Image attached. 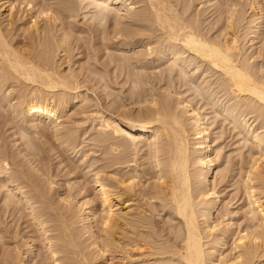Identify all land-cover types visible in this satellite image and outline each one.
<instances>
[{"label": "bare ground", "instance_id": "bare-ground-1", "mask_svg": "<svg viewBox=\"0 0 264 264\" xmlns=\"http://www.w3.org/2000/svg\"><path fill=\"white\" fill-rule=\"evenodd\" d=\"M16 1L3 0L1 4L10 17ZM18 5L19 13L28 17L29 25L23 28L32 48L29 50L27 42L22 49L23 45L13 47L0 28V106L6 107L0 115L9 112L12 120L23 119L26 128H35L34 136L51 139L77 154L73 144L80 136L79 129L74 131L60 120L62 112L73 109L83 123L95 128L90 140L93 146L104 147L101 152L105 155V163L95 166V161H86L90 153H80L91 187L81 191L83 186H75L74 199L51 178L44 153H39L38 144L30 143L32 137L21 136V146L0 143V213L12 216L18 210H28L32 222L43 229L45 263L91 264L103 258L101 264H119L120 258L116 257L117 262L112 254L120 247L123 253L126 248V264H264V202L257 191L264 184V0L53 1L58 8L51 6V0H26L24 6ZM82 10L90 14L82 13L91 22L83 25L87 33L103 34L106 54L117 46L126 53L105 60H116V67L125 70L129 86L123 100L106 101L114 77L105 67L103 71L94 67L77 73L69 66L66 71L62 67L70 58L60 63L55 60L60 51L66 55L70 50L68 40L73 33L69 34L64 19L60 24L67 31H62L57 21L61 14H65L61 19H69ZM109 20L112 28L107 32ZM141 63L143 68L154 63L165 66L151 76L139 70ZM211 75L215 81L209 80ZM12 84L19 89L13 92ZM181 86L206 98L213 110L218 109L215 113L258 149L259 155L252 157L243 173L247 206L243 214L247 229L243 231L234 230L231 211L214 215L220 195L213 176H223L226 167L217 168L215 138L199 108L178 90ZM219 90L228 95L223 96L224 103L213 98ZM259 119L262 123L252 127ZM189 139L196 145L192 160ZM143 148L145 162L138 163ZM114 167L115 173H111L109 168ZM123 168L126 171L119 173ZM54 188L58 190L55 198ZM75 192L80 195L78 200ZM122 194L127 202H134L135 210L117 208ZM114 199L119 202L115 204ZM1 215L0 264H28L36 249L24 239L26 234L16 240L21 230L5 226ZM152 215H167L177 222L160 234L150 221ZM42 217L50 220L47 230ZM67 218L70 223L80 222L84 232L74 230L78 222L68 228ZM125 219L126 245L121 248L114 234ZM94 222L99 223L96 229L102 236L97 235ZM5 239L13 240V249L5 247ZM19 242L26 246L24 251L15 247Z\"/></svg>", "mask_w": 264, "mask_h": 264}, {"label": "rangeland", "instance_id": "rangeland-1", "mask_svg": "<svg viewBox=\"0 0 264 264\" xmlns=\"http://www.w3.org/2000/svg\"><path fill=\"white\" fill-rule=\"evenodd\" d=\"M53 1L55 2L56 0H53ZM53 1L51 0V6H54V5H52ZM2 2H3V0H0V28L2 29L3 33L5 34L6 37L8 36V38L11 39V40H8V41H12V43H10V44L11 45L13 44V47L16 46V48H18V45H19V47L23 45L21 47V49H22L25 45L26 46L29 45L28 48H29V50H31V48H32V43H31L32 40L29 41V42L26 41V40H28V38H29V40L31 38L28 35V33H26L28 31L24 32V28L29 25L28 24V17H26V16L24 17V15H22V13H19V12H22V10L19 9V5H18V2H19L20 5L24 6L26 0H25V2H24V0H17L15 2V7L13 9V15L11 17L9 16V12L6 9V6H3V7L1 6ZM48 2L50 3V1H48ZM192 4H193V6L195 5L194 2ZM56 7L58 8V6H56ZM82 11H84V12H82ZM82 11H80L81 13L78 12V14H77L78 16L77 17L74 16L73 18H69L71 21L68 19V17H65V16H64V18L61 19V17H63L62 15H65V14H61V17L59 19L60 22L57 21V24L59 23L58 26L62 27V31H64V30L67 31L66 29L68 27L69 34L71 35V33L72 32L73 33L70 36L72 38L68 40V41H71V42H68V47H69L68 49H70V50H68L66 55L63 54V51H60L59 54H57L55 56V60L58 63H60V61L62 62L63 59H64L63 60V62H64L65 58H68V59L70 58L69 59V64H66L64 62V63H62V67L64 68L65 71L68 70V68L70 67V69L74 70V72L75 71L76 72L79 71L77 73H80L81 71L83 72L86 68L93 69L95 67V69L97 68V70L100 71V70L104 69V67H105L104 70L110 71L109 73L111 74V76L115 78V79L111 78V81H110V83H111L110 84V86H111L110 96L107 97L108 100H106V101H109L110 99H114V98H115L114 100L117 99V101H119L121 99L123 100V98H126L125 94L127 93V89H128L129 84L128 83L126 84V82H125V78H124V74H123V72L125 70H123V72H121L122 70H119L118 66L116 67L117 61L116 60H115V62L112 61V60H114L112 58H114L115 55H121V57H122V55H126V53L121 52V49H120L121 46H117L116 48H112L110 50V52L106 54L104 52V50L102 49V47H103L102 46V42H103V39H104L102 37L103 34H101L100 32L97 33V34L95 33L94 35H90L89 32L87 33L86 27H85L86 25L85 26H83V25L84 24H87V25L89 24L90 25L91 22L88 19L84 18L83 15L87 14L86 17H89L88 15H90V14L85 12L86 10H82ZM89 11H91V10H89ZM82 13H84V14L82 15ZM14 14H16V15H14ZM19 14H21V15H19ZM23 14H25V13H23ZM17 16L21 17V18L18 19ZM63 19H64V21H66L65 22L66 25L64 24L66 26V29H65V26L63 28V26L60 24ZM17 21H19V22H17ZM24 21H26V22H24ZM84 21H89V23H84ZM20 22L23 23L25 26L23 24H21ZM106 23H107L108 27L105 25L106 26L105 29L107 31V29L112 28V23H111V20L107 21ZM69 29H70V31H69ZM60 31H58V32L60 33ZM62 31H61V33H62ZM27 35L29 37H27ZM105 35H104V37H108V36H105ZM255 40L259 41V38H256ZM26 42L29 43V44H27ZM259 45H260V42L256 43V46H254V47L256 48ZM94 46H95V49H94ZM89 48H91V49H89ZM136 50L138 51L139 49H136ZM92 54H94V55H92ZM64 56H68V57H64ZM110 59H112L111 60L112 62L108 61L110 64L105 61V60H110ZM105 62L110 65V66H108V68H107V64ZM103 64L106 65V66H104ZM158 64L159 63H154L153 65H147L145 68H143V66H145V65L143 63H141L139 65V70H141L143 72H146V74H148V75H151L150 73H158L159 70L165 66L164 64L158 66ZM81 68H84V69H81ZM115 75L118 76V78ZM211 76L209 77V80L211 79L212 81H215V79H216V77H214L215 75L214 76L211 75ZM175 78H176V83H177V77H175ZM194 80H196V79H194ZM197 81L200 82L201 80H197ZM11 86H13V88H12L13 92H15L16 89L17 90L19 89L17 86H14V84H12ZM11 86H10V88H11ZM10 88H8V89H10ZM185 89H186V87L181 86V87H179L178 90L182 91V94L184 96H187L188 99L191 101V103L199 108L200 112L205 116L204 119H205L206 124L210 128L212 137L215 138V143H216L215 147L218 150V152H216L218 155H217V157L215 159V161L217 163V168L218 169H223V168L226 167V170H223V172H224L223 176H222V174L220 176L219 175L218 176H215V175L213 176L214 184L216 186V190L218 191V193L220 195L219 201H218V206H217V209H216L214 215L218 216L220 214L225 213L227 210L231 211L233 214L230 215V216L232 218L234 230L235 231H243L244 228L247 229L246 228V221H245V219L243 217L244 211L247 208V206H246V198H245L244 193H243L244 191L242 190L243 189L242 180L244 178L243 175H245L243 173H245V171L248 169L249 165L251 164L252 157H257L259 155L258 149L255 147V145L252 142H250L248 140L246 141L243 138V133L241 134V132H238V129H235V128L233 129L232 128L233 125L230 124V122L228 120H225L223 116L219 115V113H215V112L218 111V109H214L213 110L211 105L207 104V99L206 98H201L200 96H196V94H194L193 91L190 92V90H189V92H188V90L185 91ZM183 91H184V93H183ZM216 92H218V91H216ZM220 92L221 91L219 90V92L216 93L218 95V97L217 96L216 97L212 96V97L215 98V99L219 98V100L221 99L220 100L221 103H224L226 101L225 99L228 97V95L226 93L223 94V91H222L221 92L222 93V97H221V95H220L221 93ZM191 94H194V95H191ZM193 96H195V97H193ZM223 96H225V97L227 96V97L223 98ZM125 102H123V103H125ZM4 110L6 111V107L1 104V106H0V114H2V112ZM74 111L75 110L70 109V110L64 112V114L62 112L63 116H61L60 120H62V121L65 120L64 124H66V125L70 124L69 126H71L74 131L75 130L77 131V129H79L77 132L80 134V136H82L84 134L83 135L84 137L82 136V138H81L79 136L78 139H76L74 144H73L74 146H76L75 150L78 151L77 154H75V151L73 152L72 150H69L68 148L66 150V148L64 146L63 147L61 146V148H60L59 147L60 145L58 146V144L56 142H55V144L52 143L53 140H51V139H50V141H46V140H44L45 138L41 139V137L39 135L34 136L35 135V133H34L35 128H31V129L26 128L25 125H24L25 124L24 120L23 119H19V117L13 118V120H12V118H10L12 115L8 114L9 112H4L6 114L3 113V115H0V143H6V145L11 146L8 143H11L12 145L13 144L15 145V142H16V145L18 144L19 146H21V143L24 140L22 137L24 135H29L30 137H32V139H30V143L32 144L34 142V144H36V145L38 144L39 147L37 148V150L41 154L44 153L42 155L46 157V159H44V160L47 161L45 163H47V165H48V167L50 169L49 173H50V175L52 174L51 178L54 179V180H57V183H58V185L60 187L59 189H61L62 191H65L67 193L71 192L69 194L72 195L71 197H73L75 199L74 191H76V188L78 186H79L78 188L83 186V187H81V188H83V190L81 189V191H84V187H86V189L87 188L90 189V187H91L90 186L91 185V181H90L91 177L85 173L86 172V168H85V164L84 163L82 164L81 161H80L81 160L80 159V153H82V152L90 153L89 156L87 157L86 161H92V160H93V162L95 161L94 162L95 166L103 165V163H105V161H104L105 160L104 159L105 155H103L102 152H101V151H103L104 147H101V145L93 146V142H91V140H90L91 138H93V134H91V133H93L95 128H93V126L91 128L90 125H89V122H86V123L84 122L85 123L84 124L82 122L83 119H82L81 115L76 114ZM1 116L5 117V119H3ZM6 116L9 119L8 118L6 119ZM78 120H80V121H78ZM260 120L261 119H259V121L257 120L258 121L257 123H253L252 127H254L255 124L257 126V125H260L262 122L264 123V119H262L263 121L261 120L262 122ZM3 121H4V123L2 124ZM249 122H251V121L249 120ZM187 127L189 129V125H187ZM24 128H25V130H24ZM33 133H34V135H33ZM38 136H39V138H38ZM189 140L190 141L188 143V152H189V155H190V153L192 154V155H190L191 157L193 156L192 158L190 157L191 160H192L195 157L194 154H193V150L195 149L196 145L194 143L195 142L194 140H191V139H189ZM38 142H40L41 144L38 143ZM52 144L55 145L54 149L52 147ZM142 144H143V141L141 142V144L139 143V145H142ZM55 147H57V148H55ZM100 147H101V149H100ZM91 149H92V153H91ZM41 151H43V152H41ZM140 151L141 152H138V156H137V158L139 159L138 163H144L145 160H144L143 153H145V150L143 148ZM91 155H92V157H91ZM142 155H143V157H142ZM106 156H108V155H106ZM192 164H193V162L190 164L191 167H192ZM68 165H69V167H68ZM241 165L243 167H241ZM120 166H122V165H120ZM140 167H145V166H140ZM194 168H195V164H193V167L191 168V170H193ZM241 168H242V170H240ZM67 169H68V171L70 173H66V172H68ZM115 169H116V167L109 168V171H112L111 173H115V172H113ZM123 171H126V168H123V170H121L119 173H121ZM53 175H54V178H53ZM213 178H212V180H213ZM71 185L73 186V188H72ZM261 185H263V187ZM261 185H259V186L262 187V188L259 187L260 189H258L257 191H258V193L260 192L259 195H260V197L262 198V200L264 202V189H263L264 188V184L261 183ZM75 186H76V188H75ZM54 187H56V186H54ZM52 191L54 192V198L56 196H58L57 195L58 194V190L57 189L52 190ZM59 192H60V190H59ZM77 194L75 192V195H77ZM77 196L78 197L76 198V200L79 199L80 195H77ZM113 202H115V204H117L119 201L117 199H114ZM0 203H1V201H0ZM0 208H1V205H0ZM117 208H119L122 212H125L127 209L135 210V205H134L133 201L127 202L126 201V194H122L121 195V200L118 203ZM18 211L15 212L14 214H12V216L8 215V214H3V215H5V217L3 215H1L2 214V212H1L0 215H1V219L3 218L2 221L5 223V226L8 227V225H9L11 227V229L13 227V230H15L17 227H18V229L16 231H20L21 230L20 231L21 233H19V235L16 237V240H18V238L20 239L21 236L26 234V235H24L25 236L24 239L26 240V238H27V240H28L27 242L29 244L33 245L34 249H36L34 258L30 257L28 264H37L39 262H41L42 264H46L45 262H47V260H45V258H44L45 255H46V252H45V248H43V242H42L43 235L41 234L42 233L41 231L43 229L41 228V225H37L35 221L32 222L31 217H30L31 215H29V212H28L27 209L26 210L24 209L23 211L20 210L19 212ZM41 219H43V220H41ZM47 219L48 218H45V217L40 218V220L44 223L43 227H45V230L49 229V225H50V222H49L50 220L48 219L49 220L48 221ZM66 220H67L66 224L69 223L70 227H68V228H70V229H71V226L74 223L76 224L78 222V221H73L72 220L74 223L73 222L70 223L71 222L70 218H67ZM150 221L153 222L152 224L155 227L154 230L159 231L160 234L167 233V231L171 230L169 227L171 225H175L176 222H177L175 220H171L170 221V218L167 217V215H165V216L152 215V218H151ZM3 222H2V224H4ZM121 222H122V224H119V226L117 225L118 229L116 231L118 233H115L114 235H115V239L118 240L119 246H121V248L122 247L125 248V245H126V235H125L126 234V219L121 221ZM51 224H52V222H51ZM77 224L73 225L74 230L77 231L78 234L84 232L81 223L78 222ZM38 228H39L40 231L38 230ZM73 228H72V231H73ZM76 228H79V229H76ZM94 228H95V230L97 232V235H99V234H101V236L103 235L102 231L98 232V230H97L99 228V223H95ZM72 231H71V233H72ZM122 232H124V233H122ZM51 233H53V232H51ZM74 233L75 232H73V234ZM48 234H49V232H48ZM121 234H123V236ZM120 235L123 238H121ZM86 236L87 235L83 233L82 234V239L84 237H86ZM87 241L84 243V245H83L84 247H87V245L89 243V241L88 242ZM5 242H7L5 244L6 248L7 247L9 249H13L14 248L13 247L14 245L12 244L13 243L12 239H10L9 241H8V239H5ZM8 242L10 244H8ZM20 242L17 243L18 245H16L15 247H17V249H20L19 247H21V249L19 251H24L26 249V246L22 245L23 239H22V243H20ZM118 248H119V249H117L118 251L116 250L117 252L115 251V253L112 254V256L115 255V258L116 257L120 258V260L118 259L119 262L117 261V258H116V261L119 264H126V251H125L126 248L122 249V250H124L125 255L120 250V247H118ZM86 249L85 250L88 251L90 249V247H88ZM122 254H123V256H122ZM134 256L136 257L137 255H134ZM99 259H101L103 261V258H98V259L95 260V262L93 261L91 264H101L100 263L101 260L99 261ZM262 263H264V260L262 261ZM66 264H69V263H66Z\"/></svg>", "mask_w": 264, "mask_h": 264}]
</instances>
